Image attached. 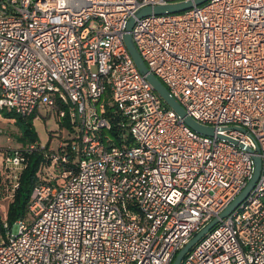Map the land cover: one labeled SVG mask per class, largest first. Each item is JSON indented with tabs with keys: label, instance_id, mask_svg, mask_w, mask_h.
<instances>
[{
	"label": "built area",
	"instance_id": "obj_1",
	"mask_svg": "<svg viewBox=\"0 0 264 264\" xmlns=\"http://www.w3.org/2000/svg\"><path fill=\"white\" fill-rule=\"evenodd\" d=\"M181 1L0 0V110L56 111L78 160L5 222L0 264H172L246 187L254 155V188L181 264H264V0H208L133 27L150 71L213 136L164 103L124 42L138 9ZM1 162L22 167L18 151Z\"/></svg>",
	"mask_w": 264,
	"mask_h": 264
},
{
	"label": "trees",
	"instance_id": "obj_2",
	"mask_svg": "<svg viewBox=\"0 0 264 264\" xmlns=\"http://www.w3.org/2000/svg\"><path fill=\"white\" fill-rule=\"evenodd\" d=\"M5 115L8 118H14L19 125L21 134L17 139L23 147L14 150L18 151L22 157V167L19 171L11 173L4 168L1 162L0 200L5 197H11L12 200L9 204L6 220L0 215V236L5 234V222L11 227L17 220L28 215L32 190L37 183L45 182L54 185L62 183L61 173L65 170L75 173L78 162L70 144L74 138L67 140L66 143L60 145L58 151H55L49 145L43 147L40 144L37 131L33 125L35 114L30 117H23L7 112ZM61 126L72 131L68 122L61 121ZM29 145H35V147L32 150L27 149ZM0 151H3L2 156L14 152L11 150L4 151L1 148ZM53 154L67 155L68 161L52 164Z\"/></svg>",
	"mask_w": 264,
	"mask_h": 264
},
{
	"label": "water",
	"instance_id": "obj_3",
	"mask_svg": "<svg viewBox=\"0 0 264 264\" xmlns=\"http://www.w3.org/2000/svg\"><path fill=\"white\" fill-rule=\"evenodd\" d=\"M208 0H184L181 2L161 4V5H149L138 9L133 16L130 17L126 24V33L124 35L125 45L135 63L138 70L143 74L152 88L162 98L164 103L174 110L178 116L193 130L207 136H213L215 130L212 127H207L199 124L191 116H189L184 107L170 94L168 88L161 82L157 76L150 71L145 61L141 57L132 36L133 27L137 19L148 17L150 15H162V14H173L186 11L193 8L195 5H202ZM229 140V139H228ZM236 143L235 141H232ZM251 152L255 150L248 149ZM254 160V172L253 176L246 185V187L236 196V198L209 224H207L201 231H199L176 255L172 264H181L183 257L187 252L201 239L203 238L218 222L220 219L228 216L237 206H239L244 199L249 195L251 190L254 188L257 180L259 179L262 171V159L259 155L253 156Z\"/></svg>",
	"mask_w": 264,
	"mask_h": 264
},
{
	"label": "rangeland",
	"instance_id": "obj_4",
	"mask_svg": "<svg viewBox=\"0 0 264 264\" xmlns=\"http://www.w3.org/2000/svg\"><path fill=\"white\" fill-rule=\"evenodd\" d=\"M7 110H0V148L5 150H17L23 147L18 141L21 130L14 118L6 117ZM33 125L37 131L40 144L44 147L49 145L52 150L58 151L61 141L67 142L74 138V134L67 127L61 126L57 112L50 109H42L40 113L34 117ZM3 151H0V160ZM1 166V165H0ZM11 197H5L0 200V215L4 220L7 218ZM4 239L0 236V242Z\"/></svg>",
	"mask_w": 264,
	"mask_h": 264
},
{
	"label": "crops",
	"instance_id": "obj_5",
	"mask_svg": "<svg viewBox=\"0 0 264 264\" xmlns=\"http://www.w3.org/2000/svg\"><path fill=\"white\" fill-rule=\"evenodd\" d=\"M2 159V158H1ZM0 165H1V160H0ZM1 167V166H0Z\"/></svg>",
	"mask_w": 264,
	"mask_h": 264
}]
</instances>
